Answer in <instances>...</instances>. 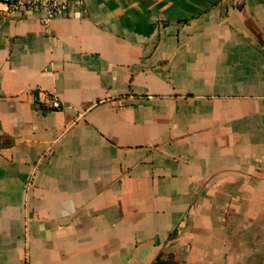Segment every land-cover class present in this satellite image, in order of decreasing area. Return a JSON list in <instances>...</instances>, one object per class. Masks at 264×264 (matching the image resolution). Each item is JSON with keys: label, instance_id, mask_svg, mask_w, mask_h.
<instances>
[{"label": "crops", "instance_id": "1", "mask_svg": "<svg viewBox=\"0 0 264 264\" xmlns=\"http://www.w3.org/2000/svg\"><path fill=\"white\" fill-rule=\"evenodd\" d=\"M159 260L264 264V0L1 13L0 264Z\"/></svg>", "mask_w": 264, "mask_h": 264}, {"label": "built area", "instance_id": "2", "mask_svg": "<svg viewBox=\"0 0 264 264\" xmlns=\"http://www.w3.org/2000/svg\"><path fill=\"white\" fill-rule=\"evenodd\" d=\"M81 3L82 0H0V15L38 12L44 32L49 33V25L54 18L67 14L71 8H78ZM40 103L52 109L62 107V102L55 95H46Z\"/></svg>", "mask_w": 264, "mask_h": 264}, {"label": "trees", "instance_id": "3", "mask_svg": "<svg viewBox=\"0 0 264 264\" xmlns=\"http://www.w3.org/2000/svg\"><path fill=\"white\" fill-rule=\"evenodd\" d=\"M163 262V261H162ZM162 262L159 260V263H161L162 264Z\"/></svg>", "mask_w": 264, "mask_h": 264}]
</instances>
